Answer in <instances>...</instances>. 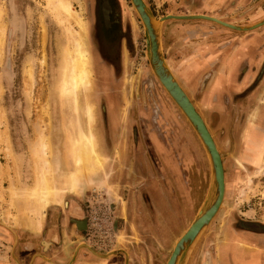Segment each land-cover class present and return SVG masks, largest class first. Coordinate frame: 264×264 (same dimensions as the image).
<instances>
[{
  "label": "rangeland",
  "instance_id": "1",
  "mask_svg": "<svg viewBox=\"0 0 264 264\" xmlns=\"http://www.w3.org/2000/svg\"><path fill=\"white\" fill-rule=\"evenodd\" d=\"M12 1L0 0L3 10L0 25H4L0 48V132L1 138L8 141L6 146V142L0 140V222L22 235V241L28 245L21 249L23 261L26 262L28 255L38 250V240L48 229L52 217L59 212L64 213L67 201L73 203L74 200L83 207V215L89 223L87 236L71 238L83 241L76 250L84 247L92 254L89 259L106 264L112 263L115 255L122 253L125 264L127 259L133 264H165L175 240L187 228L204 200L209 183V165L201 145L199 152L194 154L196 163L193 161L188 166L183 165L181 151L185 139L179 140L178 135L186 136L189 123L149 66L144 28L130 0H117L123 29L121 35L125 37L120 41V58L112 60H105L95 49L92 31L94 27L101 29L100 18L98 8H88V3L92 6L95 0H71L74 9L81 14L91 71L90 88L85 91L79 89L77 95L64 94L61 89L66 69L64 49L69 47L71 40L69 30H80L79 24L71 19L66 21L64 13L58 12L50 0H18L23 8H9ZM144 1L156 17L162 16L159 8L168 7L162 6L160 0ZM246 3L256 8L264 5L261 0H247ZM104 8L107 7L104 5ZM219 27L224 29L223 26ZM167 57L172 72L181 83L177 62L170 55ZM214 80L217 82L218 78ZM181 86L187 93L186 86L182 83ZM248 94L241 96L243 104H247L245 99ZM190 95L199 112L207 111L199 102L203 96L201 91L194 93L192 90ZM253 96L252 93L251 108L244 109L241 119L243 123L249 121L244 129L241 157H237L231 147H221L226 130L221 125L223 120L218 121V111L211 109V133L213 138L221 141L214 139L222 163L224 161V199L213 220L192 247L187 264H213L211 256H215L214 264H224L228 260L224 248L221 252L222 244L234 232L250 243L238 240L239 248L231 247L233 264H256L257 255H251L249 251L246 260L237 258L240 248L246 251L255 247L260 264H264V134L255 131L252 121L264 95ZM87 102L93 105L95 120L92 132L96 135L99 153L98 165L94 168H80L75 163V141L86 133L87 128L84 113ZM242 108L243 105L238 106L239 111ZM111 117L114 119L113 127L108 125ZM132 123L144 125L147 135L153 139L146 152L151 161L148 176L151 174L159 181L158 186L147 185L146 188L141 183L139 189L143 191L140 195L135 188L137 182H134V187L122 186L120 192L115 183L116 172H119V167L123 168L118 157L120 142L116 137H128L131 155L136 154L138 158L142 155V150L132 138ZM155 135L159 136L160 141ZM41 136L47 142L46 155L40 152L44 145ZM43 159L51 171L54 197H48L43 216H39L36 190L38 165ZM242 160H251L253 165L244 164ZM184 168L187 187L185 191H179L177 177L180 174H177ZM177 169H180L179 172ZM11 182L14 184L13 194L10 191ZM163 190L174 203L172 215L167 218L168 229L165 233L158 229L153 206L160 199H165ZM129 196L131 204H139L144 198L151 211L150 214L143 210L141 213L139 205L138 208L131 206L128 217L124 215L119 218L120 232H117L113 221L118 218L115 207L117 204L123 205L124 211L125 198ZM168 210H171L170 207ZM142 214L148 218L145 225L138 223ZM241 222L252 224L251 228L255 230H247L240 226ZM0 226L4 237L7 232L12 233L1 223ZM127 233L131 236H125ZM0 241L4 243H0V255L5 260L11 264H14L17 256L21 260V253L18 251L16 256L13 252L16 240L11 248L10 242ZM27 242L32 243V247ZM99 248L111 250L99 252ZM128 251L130 256H127ZM8 253L10 256H7ZM80 259L84 258L79 257L78 262ZM7 261L0 264H9Z\"/></svg>",
  "mask_w": 264,
  "mask_h": 264
},
{
  "label": "flooded vegetation",
  "instance_id": "2",
  "mask_svg": "<svg viewBox=\"0 0 264 264\" xmlns=\"http://www.w3.org/2000/svg\"><path fill=\"white\" fill-rule=\"evenodd\" d=\"M14 1V2H13ZM11 2L12 5H9V8H23L22 5L18 2V0H13ZM17 2V3H16ZM181 0H169V1H164L161 3V5H180ZM107 3L109 7V14H108V22L105 20V14L103 11L104 4ZM167 7V8H168ZM89 8V6H88ZM90 8H98V16L100 18V24H101V29L98 28L92 31V38L95 44V49L99 55H101L105 60H112V59H119L120 55L122 54L121 51V40L125 37V35H121V28L120 25V17L118 13V3L117 0H98V5H97V0H95V4L90 6ZM213 17V16H212ZM121 51V53H120ZM256 69H259L256 72ZM238 80H245L247 73L248 74H253V78L250 81L248 85H243V88L235 86L236 88H241L238 92H232L234 87H231L228 82L225 80L220 83V80H218L215 84L211 86V109H215V111H218L219 113V119L223 120V125L226 132L224 133V139L222 140L223 142L217 138V141H220L222 144L221 147L225 148L224 146L226 145L227 147H231V150L236 154L237 157H241V154L244 149V129L248 125V122H241V119L243 118V112L246 107L251 108L252 102V93L255 90L254 96L257 97L259 94L262 93L264 95V58L262 62L260 63V66L257 68L256 65L249 64L248 62H243L239 68H238ZM222 74V76H228L232 72V70L228 69L226 72L225 70L223 71H213L211 70V83L212 81L214 82V79L216 75ZM254 72V73H253ZM208 73H206V76ZM181 76V83L186 86L187 88V93L193 100L192 96L190 95V92L194 93H199L203 87V82L205 80V75L202 76L200 79L199 77L195 76ZM217 78V77H216ZM202 81V82H201ZM250 93L248 94V92ZM243 94H248L245 99V103L243 104L242 98L241 97ZM251 96V98H250ZM255 99V98H254ZM253 99V100H254ZM242 101V102H241ZM195 103V100H193ZM242 110H238V106H242ZM228 108V110H226ZM234 108V112L231 110ZM224 109L223 111H221ZM250 111V109H249ZM255 114V119H253V128L257 132H261L264 134V98L261 99V105L257 107V109L254 112ZM253 114V115H254ZM114 114H111L113 116ZM252 115V116H253ZM217 116H215L216 118ZM253 118V117H252ZM113 117H111V123H109V126H112L114 124ZM251 121V120H250ZM131 133H132V138L136 144H138V147L142 150V155L136 156L131 155V149L128 148V145L130 146V139L128 137H122V138H117L116 140L120 142L121 146V151H118V157L121 159V164L122 169L119 167V172H116L115 183L117 186H119V192L122 190V186H128V185H133L134 187V182H141V177L143 176L140 174V172L146 171H151V161L147 155V146L150 144V139L147 135L146 129L144 128V125L138 124L137 126L134 125L133 123L131 124ZM113 127V126H112ZM99 134V133H98ZM226 137V138H225ZM105 138V137H104ZM114 138V137H113ZM215 138V139H216ZM105 140V139H104ZM134 144V143H133ZM132 144V145H133ZM135 146V144L133 145ZM118 148V147H117ZM101 150L103 151L102 147ZM123 150V151H122ZM104 153V152H103ZM106 156V154L104 153ZM244 164L248 165H253V162L251 160L246 161L242 160ZM224 163V161H223ZM140 170V171H139ZM115 172V171H113ZM151 175V174H150ZM166 175H168L166 173ZM150 186L156 185L159 183L157 180L154 179V177L148 176ZM152 178V179H151ZM167 178V176H166ZM112 181V182H113ZM170 182V180H167ZM147 187V186H146ZM143 198V196H142ZM144 199V198H143ZM142 199V201H143ZM127 201L126 204L130 200V196L128 198H125ZM124 202L120 201L122 204ZM119 203V202H118ZM163 203V204H162ZM123 206V205H122ZM122 206L120 204L116 205L117 209V216L118 218H114V226L116 227L115 230L117 232H120L119 225H120V220L122 217H124L123 211H122ZM119 207V208H118ZM170 207V211L168 210ZM168 208V209H167ZM130 209V208H129ZM127 208V214H129L130 210ZM68 210V211H66ZM83 207L80 205L79 202L70 201V203L67 201L66 206H65V212L59 214H55V216L52 217L51 223L47 225L48 229H46L43 233L44 235L42 238L38 240V244L40 246L38 247L37 251L31 252L28 257L27 261H23V252H21V249L27 248L28 245L26 246V242L22 241V235L20 232H16V239L13 233H6L5 237L4 234L3 236H0L1 240H6L7 242H10V248L12 247L13 242L16 240V246L13 248L14 254L17 256V252L21 253V260L17 256V260H14V264H16V261L18 264H49L50 262H53L54 264H101L104 262L100 261H95L92 259H89V256L92 255L88 250L84 249V247H80L78 250L75 248L80 244L83 243V241H79L78 239L72 240V236H87L88 235V219L86 216L83 215ZM155 212H156V219L158 220L156 223L158 226V229L163 230L164 233L168 229V216L172 215V208L169 204V201L167 197L162 201H159L158 204L155 207ZM142 213V212H141ZM81 214V215H80ZM143 215V214H142ZM148 222V218L143 215L139 217V224L143 223L144 225ZM240 226H243L244 228H247V230H255L254 228H251L252 224L248 222H241ZM250 226V227H249ZM149 227V226H148ZM129 232V228H128ZM125 236H131L128 233L125 234ZM230 236V237H229ZM225 238L222 248H224V251L226 253L227 260L230 261L233 264L232 261V251L231 247H234L235 249L239 248L238 245V240H242L245 242L250 243L246 238L244 239L241 235L237 234L234 232L233 234L229 235ZM10 240H9V239ZM128 240V239H127ZM235 240V241H234ZM75 241L74 244L72 242ZM30 243V242H27ZM46 243V245L44 244ZM66 243V246H64ZM31 247H32V243ZM38 246V245H37ZM65 247V249H64ZM129 247V246H128ZM76 250V251H75ZM110 251L111 248H99L100 251ZM124 251V250H123ZM11 253V250H9ZM65 252V253H64ZM75 252V258H73V254ZM125 252V251H124ZM222 252V253H223ZM221 253V254H222ZM245 253V252H243ZM245 254L249 255L248 252ZM251 254V253H250ZM252 254L257 255V262L256 264H260V260L258 257V254L253 252ZM8 256L9 253H8ZM116 258L113 260L114 264H125L124 259L125 255L124 253L122 254H116ZM127 256H130V251H128ZM84 258L80 259L78 262V258ZM215 256H211V262L214 264V258ZM33 258V259H32ZM128 258V257H127ZM214 259V260H213ZM213 260V261H212ZM127 264H133L127 259ZM136 264V263H134Z\"/></svg>",
  "mask_w": 264,
  "mask_h": 264
},
{
  "label": "crops",
  "instance_id": "3",
  "mask_svg": "<svg viewBox=\"0 0 264 264\" xmlns=\"http://www.w3.org/2000/svg\"><path fill=\"white\" fill-rule=\"evenodd\" d=\"M160 1L162 3L169 0ZM246 2L247 0H181L180 5H170L168 8L159 9L162 15L204 14L240 26L254 24L259 20L264 19V5L258 6L256 8L248 5V3ZM261 2V4H264V0H261ZM88 6L90 7V3H88ZM219 26L223 25L211 20L200 18L167 19L161 24V43L163 48V55L166 62L167 60H169L167 56L170 55L172 60L177 62V69L180 70L179 75L195 76L199 77V79L205 75V80L203 82L204 88L201 89L203 96L202 98L200 97L199 102L201 103L202 107H206L205 109L207 111H203L202 113V111L200 110V114L206 122V125L210 132L211 86L216 83L215 80L211 83V70H225V72L228 69L232 70L233 73L228 76H222V74H224V72H222L221 75L218 74L216 75V77L218 78V80H220V83L225 80L231 87H234L235 89H233L232 92H238L241 88H243V85H248L253 78V74H248L250 73L248 72L245 80H238L237 78L239 76V66L243 62H250V64L256 65V67L258 68L264 58V24L254 30H251L250 32L233 30L225 26H223L224 29H222ZM227 44H231V46H226ZM167 64L170 67L168 62ZM206 73H208L207 76ZM235 86L241 88H236ZM254 93L255 90L253 94ZM207 113L208 117H205ZM187 131L181 151L183 156L182 162L185 166L190 165L193 161V163H196V160L194 159V157L196 156H194V154L195 152H199L201 145L200 140L198 139L196 133L193 131L190 125L187 128ZM155 136L159 139V136ZM148 137L151 140L150 142L152 143L153 139L151 138V136ZM181 137L182 134L179 133L178 138L179 140L183 141L184 138ZM118 148L121 151L120 143ZM179 170L177 169L178 172ZM148 172V169L146 171L140 172V174L143 175L141 177V182H138L136 184L137 186H135V188H137V191H139V195L143 191L142 189H139V187H141V183L145 188L147 185L150 186ZM179 174L180 177H177L179 191H185V188L187 187L186 181L184 179L185 168L180 170L177 176H179ZM163 191L165 193V197H167L169 201L170 206L172 207V204H174L172 203V199L169 197V194L165 190ZM160 200L162 201V199ZM155 203L153 205L154 207H156V205L158 204ZM138 205L139 207H141L139 208V212L143 210L145 212H149L150 214L151 210L147 203L144 202V200L140 201L139 204L134 202L133 204H131L129 200L127 204L125 203L123 214L128 217V214L126 213L127 208L129 209L131 208V206H136L138 208ZM134 211H136L135 208ZM0 236H3L2 228H0ZM0 243L4 244L2 241H0ZM255 250H257V247H255L254 250L251 249L246 251H242L240 248L237 258H244L246 260L245 257H248V255L245 253L249 251L252 255ZM225 256H227L226 253ZM6 261L7 260L4 259V256L0 255V262ZM7 262L11 264L9 261ZM111 262L112 263L109 262V264H114L113 261ZM16 264H18L17 261ZM224 264L232 263L230 261H225Z\"/></svg>",
  "mask_w": 264,
  "mask_h": 264
},
{
  "label": "water",
  "instance_id": "4",
  "mask_svg": "<svg viewBox=\"0 0 264 264\" xmlns=\"http://www.w3.org/2000/svg\"><path fill=\"white\" fill-rule=\"evenodd\" d=\"M136 11L145 32L146 56L149 66L172 99L180 112L196 133L201 142L209 165V183L205 197L187 228L175 240L165 264H187L188 256L203 230L210 224L218 212L223 199L225 189L224 168L220 152L214 142L212 133L209 131L202 115L197 110L190 97L180 85L174 73L168 66L161 43V24L167 19H205L231 27L238 31H248L264 24V19L250 25H230L229 23L207 16L204 14H165L156 17L144 0H130ZM227 27V28H229ZM16 237L13 229L0 222Z\"/></svg>",
  "mask_w": 264,
  "mask_h": 264
},
{
  "label": "bare ground",
  "instance_id": "5",
  "mask_svg": "<svg viewBox=\"0 0 264 264\" xmlns=\"http://www.w3.org/2000/svg\"><path fill=\"white\" fill-rule=\"evenodd\" d=\"M50 1L54 3V6L58 12L62 14L64 13L66 17L65 19L66 21L71 19L75 21V23L79 24L80 30H72V31L69 30L71 40H70V44L68 45L69 47L67 48L65 47L64 49V53L66 54V57H65L66 69L64 73V82H63V86L61 89L62 93L64 94L77 95L79 89H83L84 91L88 90L90 88V83H91L90 82L91 71L89 68V53L86 48L85 37L83 34L84 25L81 24V14L79 11L74 9V7L72 6L71 0H50ZM104 5L105 7H107V8H103V11L105 14V20H107L108 22L109 7L107 3H105ZM1 8L2 7H0V16L3 11ZM64 18H61V19H64ZM229 24L232 25L231 23ZM0 26H1L0 27V48H1L3 44L2 38L4 34V25L2 24ZM84 113H85L86 120H87V128H86V133L83 135L81 134V136L75 141V144H74L76 147L75 163L80 168L82 167H87V168L93 167L94 168L98 165V161H99L98 154L99 153L97 150L98 145H97V139L95 137L96 135H94V133L92 132V125L95 120V117H94V112H93V105L90 102L86 103ZM1 135L2 133L0 132V140H2L3 143L6 142V146H8L7 145L8 141H6L7 139L4 141L1 138ZM44 138L45 137L41 136V141L43 142L44 145L43 147L40 148V152L46 155L45 149L47 145L45 146V143L47 142H45ZM38 166H39V175L37 176V190L36 191L38 192L39 201H38L37 208L39 211V216H41L48 202L47 201L48 197L50 196L54 197V192H53L54 189H53V178H52L51 171H50L47 161L44 159L41 160V164H39ZM13 188H14V184L13 182H11L10 191L12 192V194L14 193Z\"/></svg>",
  "mask_w": 264,
  "mask_h": 264
},
{
  "label": "trees",
  "instance_id": "6",
  "mask_svg": "<svg viewBox=\"0 0 264 264\" xmlns=\"http://www.w3.org/2000/svg\"><path fill=\"white\" fill-rule=\"evenodd\" d=\"M186 126L188 127V125H186ZM185 132H186V130H185ZM182 137L185 139V135H182ZM184 139H183V140H184Z\"/></svg>",
  "mask_w": 264,
  "mask_h": 264
}]
</instances>
